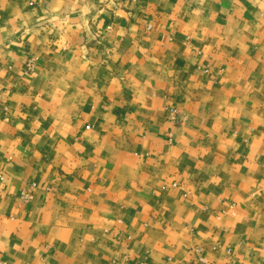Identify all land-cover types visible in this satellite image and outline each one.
Returning a JSON list of instances; mask_svg holds the SVG:
<instances>
[{
  "label": "crops",
  "instance_id": "crops-1",
  "mask_svg": "<svg viewBox=\"0 0 264 264\" xmlns=\"http://www.w3.org/2000/svg\"><path fill=\"white\" fill-rule=\"evenodd\" d=\"M0 264H264V0H0Z\"/></svg>",
  "mask_w": 264,
  "mask_h": 264
},
{
  "label": "built area",
  "instance_id": "built-area-1",
  "mask_svg": "<svg viewBox=\"0 0 264 264\" xmlns=\"http://www.w3.org/2000/svg\"><path fill=\"white\" fill-rule=\"evenodd\" d=\"M35 61L36 58L31 56L27 59L26 63H25V69L26 71H30L33 69L34 65H35ZM35 187V183L31 182L29 183L27 186H25L21 191H20V198L23 201H29L32 198V191Z\"/></svg>",
  "mask_w": 264,
  "mask_h": 264
}]
</instances>
